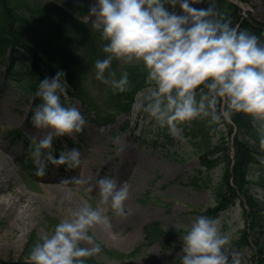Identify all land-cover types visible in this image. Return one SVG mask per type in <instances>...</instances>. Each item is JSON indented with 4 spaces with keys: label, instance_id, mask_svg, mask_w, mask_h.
<instances>
[{
    "label": "clouds",
    "instance_id": "9594fccd",
    "mask_svg": "<svg viewBox=\"0 0 264 264\" xmlns=\"http://www.w3.org/2000/svg\"><path fill=\"white\" fill-rule=\"evenodd\" d=\"M202 2L95 0L89 12L106 42L101 46L105 58L94 63L95 79L123 93L129 88V74L123 71L117 79L113 61L141 64L148 87L139 93L134 108L156 126L179 136L181 126L193 120L223 126L233 114H244L264 146V42L218 16L214 5L194 7ZM64 76L57 71L40 81L36 91L41 103L31 122L36 129L48 130L39 140L34 137L29 149L40 177L47 175L49 165L74 170L83 162L76 148L54 154L55 138L79 134L88 124L80 109L68 102ZM111 139L121 143L119 135ZM90 180L77 175L59 181L57 186L69 191V185H87L85 191H96L97 202L94 206L85 200L45 232L31 248L28 264H86L101 252L98 231L115 237L108 213L127 218L129 185L107 176L95 184ZM185 227L180 264H242V253L233 250V237L222 231L218 219L198 215Z\"/></svg>",
    "mask_w": 264,
    "mask_h": 264
},
{
    "label": "rangeland",
    "instance_id": "374dc122",
    "mask_svg": "<svg viewBox=\"0 0 264 264\" xmlns=\"http://www.w3.org/2000/svg\"><path fill=\"white\" fill-rule=\"evenodd\" d=\"M82 1L10 0V3L24 20L25 36L32 41L39 54L45 56L50 52V26L42 16V10L48 4H56L70 11L71 4L79 5ZM226 1L235 2L242 9V14L250 13L264 24V2L261 0H250L248 4ZM94 3L95 0H84L88 9ZM209 5H214L220 16L215 0H204L194 7ZM94 19L91 14L79 17L83 22L90 20L94 23ZM51 42L55 47L52 36ZM8 53L0 56V262L22 259L21 253L31 233L39 241L45 232H50L85 200L95 206L97 193L86 192L87 185H69L70 191L57 186L62 178L79 175L90 177L91 184L107 176L118 184L126 181L129 185V196L125 202L127 218L108 213L115 237L104 232L96 233L100 246L121 257H111L101 251L91 257L95 264H180L178 253L185 226L216 205L214 187L219 181L221 167L205 172L199 165V155L214 146L218 138L215 130H208L206 137L200 132L209 125L208 121L200 119L198 125H193V120L182 125L179 136L170 135L167 129L159 128L135 108L129 116L116 114L108 120L95 117L92 123L91 118L84 115L79 100L69 98L68 102L80 109L88 124L79 134L55 138L53 148L79 149L83 162L74 170L49 165L46 176H37L34 162L30 166L27 163L29 143L16 139L13 131H18L24 139L32 142L34 137L39 140L48 130L36 129L32 125V114L37 106L33 101L34 94L6 80L3 61ZM84 61L81 84L91 96L92 105L103 112L110 85L97 81L95 70L85 64L87 60ZM124 66L126 64L117 61L114 71L117 73ZM139 98L138 94L136 102ZM94 107L91 109L95 113ZM101 128L105 131L101 132ZM118 135L121 139L119 145L111 139ZM168 138L170 142L163 146ZM260 168L264 169L263 162L251 169L255 179ZM254 191L264 198L261 186L254 185ZM216 219L220 221L222 231L232 235V243L245 227L243 208L239 203ZM152 224L162 232H172L175 236L173 241L166 245L162 236L159 240L148 242L144 229ZM232 248L242 253V264H255L247 248L240 249L234 245ZM24 261L28 262L27 258Z\"/></svg>",
    "mask_w": 264,
    "mask_h": 264
},
{
    "label": "trees",
    "instance_id": "16d2710c",
    "mask_svg": "<svg viewBox=\"0 0 264 264\" xmlns=\"http://www.w3.org/2000/svg\"><path fill=\"white\" fill-rule=\"evenodd\" d=\"M238 1L248 4L250 0ZM215 2L220 8V17L230 20L233 26L238 25L240 30L257 35L264 42L263 23L252 17L250 13L242 14V9L230 1L215 0ZM42 11V16L50 26L48 41L50 52L45 56H41L32 45V41L25 36L24 20L17 14L10 0H0V56H5L6 52H9L3 61L6 80L16 83L19 89L34 94L33 101L38 105L41 103L40 98L36 96L39 82L46 77L51 79L57 71H62L69 86L68 97L79 100L84 115L90 117L92 123L95 117L108 120L116 114L131 115L137 95L148 87L143 66L138 63L128 64L116 73L118 79L123 71L128 72L129 88L123 93H117L110 86L105 107L103 112H100L92 105V98L86 93L80 80L84 60H87L85 64L88 67L94 69L95 61L105 58L101 46L106 42L101 40L100 31L93 27L92 21L79 20L80 16L90 14L84 0L79 5L71 4L70 11L56 4H48ZM51 36L55 47L52 45ZM116 62L113 61L112 71ZM92 107L96 109L95 113ZM199 121L200 119L194 120L193 125H198ZM222 125L209 124L206 128L200 129L204 137L208 130H215L218 138L214 146L199 155V165L205 169V172L221 167L219 181L214 187L216 205L208 208L203 215L216 219L231 206L241 204L245 227L232 245L240 249L247 248L255 264H264V198L254 191V185L261 186L264 190V169L260 168L256 179L251 171L255 164L260 162L264 164V146L259 143V134L250 117L233 114L231 120L222 121ZM13 132L16 139H23L30 146L32 145V142L24 139L18 131ZM167 142H170L169 138L163 146H166ZM60 151L62 149H55L57 153ZM27 163L29 166L33 164L30 154ZM144 232L145 238L150 243L163 236L167 245L175 237L172 232H162L154 224L148 225ZM36 242L38 239L34 233H31L21 253L22 259L28 257ZM101 251L111 257H121L119 254L105 250L102 246ZM22 259L2 261L0 264H28ZM86 264H95V262L89 258Z\"/></svg>",
    "mask_w": 264,
    "mask_h": 264
},
{
    "label": "bare ground",
    "instance_id": "6f19581e",
    "mask_svg": "<svg viewBox=\"0 0 264 264\" xmlns=\"http://www.w3.org/2000/svg\"><path fill=\"white\" fill-rule=\"evenodd\" d=\"M76 202H78V200H75ZM75 201H74V203H75ZM114 223L117 225V221H114Z\"/></svg>",
    "mask_w": 264,
    "mask_h": 264
}]
</instances>
